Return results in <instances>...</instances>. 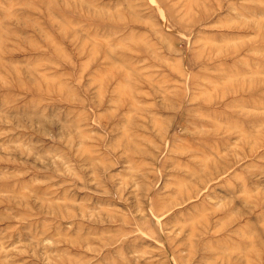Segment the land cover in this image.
I'll use <instances>...</instances> for the list:
<instances>
[{"label":"rangeland","instance_id":"374dc122","mask_svg":"<svg viewBox=\"0 0 264 264\" xmlns=\"http://www.w3.org/2000/svg\"><path fill=\"white\" fill-rule=\"evenodd\" d=\"M0 264H264V0H0Z\"/></svg>","mask_w":264,"mask_h":264}]
</instances>
